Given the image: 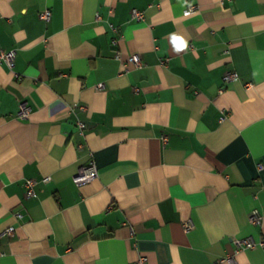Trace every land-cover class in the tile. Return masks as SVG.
<instances>
[{"label": "crops", "instance_id": "1", "mask_svg": "<svg viewBox=\"0 0 264 264\" xmlns=\"http://www.w3.org/2000/svg\"><path fill=\"white\" fill-rule=\"evenodd\" d=\"M0 50V264H264V0H0Z\"/></svg>", "mask_w": 264, "mask_h": 264}, {"label": "built area", "instance_id": "2", "mask_svg": "<svg viewBox=\"0 0 264 264\" xmlns=\"http://www.w3.org/2000/svg\"><path fill=\"white\" fill-rule=\"evenodd\" d=\"M197 10V6L192 5L188 7L186 13L193 12ZM40 17L46 21L50 20L51 18V12L49 10H46L40 14ZM131 19L134 21H142L144 19V13L138 9H132L131 11ZM115 42V41H114ZM16 57V51L15 50H9L4 51L0 50V63L6 64L9 68L14 67V61ZM116 58L118 60L122 59L121 53L116 54ZM169 59H165L162 61L163 64L168 63ZM127 62L132 63L137 68H142L144 66V62L141 60V58L137 54L130 55L127 58ZM238 74L235 72H227L225 73L223 80L225 83H229L231 81L237 80ZM99 88L103 87V84L98 85ZM138 91V89H136ZM31 113V108L23 105L21 107V110L19 112V116L22 119H28L29 115ZM79 130L83 131L85 128V124L82 121H78ZM164 140H166V137H164ZM98 175L97 168L94 164V162H90L88 165L82 166L78 173L74 176V181L77 186H82L85 184L90 183L93 179H95ZM47 179H44L46 181ZM38 184V181L36 179H27L25 181V188H26V196L29 198L36 197V185ZM20 216V215H19ZM263 221V215L261 214L259 208L253 209L251 212V222L254 224H260ZM193 227L191 221H187L184 225V228L186 231H189ZM7 232L9 234H12L14 232V227H9L7 229ZM235 243L237 247L244 248V249H254L258 246L263 245V242L261 241H255L251 238H243V239H236ZM230 263L235 264L232 258L228 259ZM135 264H148V258L146 256L139 257Z\"/></svg>", "mask_w": 264, "mask_h": 264}]
</instances>
